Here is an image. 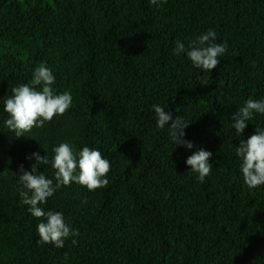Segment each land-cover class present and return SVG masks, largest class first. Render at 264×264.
<instances>
[{"label": "clouds", "instance_id": "1", "mask_svg": "<svg viewBox=\"0 0 264 264\" xmlns=\"http://www.w3.org/2000/svg\"><path fill=\"white\" fill-rule=\"evenodd\" d=\"M149 2L161 7L167 0H149ZM217 41L218 34L209 29L195 39L189 38L187 46L177 41L173 51L175 55L186 54L194 68L212 72L220 63L218 58L226 53L228 47L227 43L221 44ZM54 84L55 76L51 69L46 64H40L35 68L29 83L12 88V95L4 101V112L8 117L4 125L15 134L16 138L30 137L27 134L33 129H43L46 124L52 122L57 116L65 115L70 109L73 102L71 93L66 91L56 94L52 87ZM207 84L208 81L205 79L204 85ZM152 107L157 129L163 131L167 126L169 137L175 147L192 149L193 143L185 139V129L189 126V121L181 116L173 118L169 110L166 111L158 104ZM255 114L264 115V99L250 98L232 114V127L238 138L242 137ZM53 152L51 162L48 155L41 156L38 151L29 155L27 159L35 160V163L31 164L30 171L20 164L18 183L21 187L18 191L21 203L28 206L31 216L41 219L37 226L39 236L37 243L50 244L60 249L70 237L72 244L76 245V238L80 233L78 229H73L65 221L63 213L45 211L41 205L46 204L48 198L60 188L70 186L72 183L86 187L89 191L107 187L109 180L106 177L110 172L111 164L100 151L88 146L76 150L69 142L60 143L53 148ZM212 155V152L198 148L186 159L190 170L198 174L199 182H204L211 174L212 163H209V160ZM236 155L241 160L242 179L249 190L264 185V128L256 127L255 134L246 140L241 139L239 146L236 147ZM49 164L54 172L53 178H47L43 171H39L42 165Z\"/></svg>", "mask_w": 264, "mask_h": 264}]
</instances>
